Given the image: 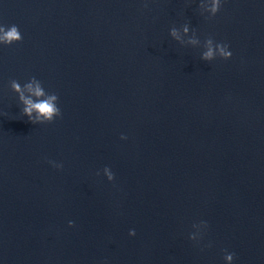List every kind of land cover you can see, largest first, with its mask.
<instances>
[{
	"label": "water",
	"instance_id": "95a60500",
	"mask_svg": "<svg viewBox=\"0 0 264 264\" xmlns=\"http://www.w3.org/2000/svg\"><path fill=\"white\" fill-rule=\"evenodd\" d=\"M199 3L0 0V264H264V0ZM33 76L51 123L10 87Z\"/></svg>",
	"mask_w": 264,
	"mask_h": 264
},
{
	"label": "clouds",
	"instance_id": "9594fccd",
	"mask_svg": "<svg viewBox=\"0 0 264 264\" xmlns=\"http://www.w3.org/2000/svg\"><path fill=\"white\" fill-rule=\"evenodd\" d=\"M222 5V0H200L199 8L201 14L207 12L209 18L216 15L220 10ZM144 7H147V3L144 4ZM190 27L189 24L185 23L180 28L175 26L170 28L171 37L178 41L180 44L200 46L201 40L196 35L195 30H192L191 35H189ZM184 37H187L185 41ZM23 36L19 31L17 25L13 24L11 26H2L0 25V43L11 45L14 42L21 41ZM203 51L201 53V59L204 61H212L216 57L223 59H229L232 56V52L229 50V45L227 43L216 42L212 36H208L204 39L202 43ZM11 89L18 94V99L23 105L22 113L28 117V120L33 124L36 123H51L57 117L61 116V109L58 107V95L56 93H49L42 86V82L36 77H31L28 82L21 85L17 80L12 79L10 81ZM27 93V95H26ZM122 139H126L122 135ZM54 167L61 168L62 164H56L54 161H49ZM104 174L107 176L108 180L114 179V173L110 170L109 167L105 166L103 169ZM99 175V173H97ZM73 221H69V225L72 226ZM194 228L200 229L201 227L207 228V222L201 221L200 224H194ZM130 235H135V230L131 229L129 231ZM192 240H197L198 232L190 233L189 236ZM209 247L211 245H208ZM234 253L225 254V260L230 262L234 258Z\"/></svg>",
	"mask_w": 264,
	"mask_h": 264
}]
</instances>
